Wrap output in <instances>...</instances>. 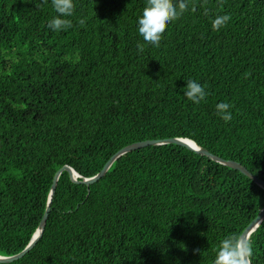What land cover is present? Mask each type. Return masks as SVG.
<instances>
[{
	"label": "trees",
	"instance_id": "1",
	"mask_svg": "<svg viewBox=\"0 0 264 264\" xmlns=\"http://www.w3.org/2000/svg\"><path fill=\"white\" fill-rule=\"evenodd\" d=\"M188 3L152 47L137 32L145 0H75L60 32L51 0H0V256L27 247L59 169L93 177L136 142L188 138L264 181V0ZM218 15L231 19L215 31ZM192 79L206 86L200 104L184 96ZM263 207L240 171L149 146L89 187L63 172L42 238L0 264H213ZM247 246L264 264V221Z\"/></svg>",
	"mask_w": 264,
	"mask_h": 264
},
{
	"label": "clouds",
	"instance_id": "2",
	"mask_svg": "<svg viewBox=\"0 0 264 264\" xmlns=\"http://www.w3.org/2000/svg\"><path fill=\"white\" fill-rule=\"evenodd\" d=\"M44 4L48 0H43ZM51 6L56 15L48 23V28L53 32H60L72 27L71 20L67 17L74 15L75 0H51ZM188 0H145L142 14L138 18L137 32L143 42L152 47L161 43L166 26L178 20L188 11ZM229 15H218L211 21L212 29L219 31L230 21ZM80 24L83 26L84 21ZM184 96L193 104L205 101L206 86L192 79L186 83ZM229 103L221 102L216 105V111L226 123L231 121L232 113ZM252 255L250 246L242 243L239 236L232 235L223 239L219 245L213 264H251Z\"/></svg>",
	"mask_w": 264,
	"mask_h": 264
},
{
	"label": "water",
	"instance_id": "3",
	"mask_svg": "<svg viewBox=\"0 0 264 264\" xmlns=\"http://www.w3.org/2000/svg\"><path fill=\"white\" fill-rule=\"evenodd\" d=\"M166 144L180 145V146H182V147H184V148H186L192 152H195L201 156L208 157L209 159H211V160H213L219 164H222V165L227 166V167L234 169V170H238L243 175H245L248 178H250L251 180H253L262 189H264V181L261 180L260 178H258L257 176H255L252 172H250L241 163H239L237 161H233V160H227V159H224V158L219 157L217 155H214L213 153L208 151L206 148L198 145L195 141H193L191 139H188V138H169V139L146 140V141L136 142V143H133L131 145L124 147L123 149H121L117 153H115L109 159V161L105 164L103 169L93 177L82 178V180H78V178H81V176L72 167L65 165L64 167L59 169L56 172L54 179H53L50 197H49V201H48L46 211H45V213L41 219L39 227L37 228L36 232L34 233L32 239H31V241L29 242V244L27 245V247L23 251H21L20 253H18L16 255L0 256V263H12L14 261L22 259L25 255H27L36 246V244L42 238L44 231H45V228H46V225H47L49 213L51 211V203H52L53 197H54L55 192H56L58 181H59L60 176L63 172H67L70 175V178L74 183L82 184V185L89 187L90 185L95 184L100 179H102L107 174L109 169L112 167L114 162L117 161L122 156H124L125 154L132 152L134 150L146 148L149 146H159V145H166ZM263 221H264V207L260 211L258 216L252 222H250L249 225L243 231V233L240 237L243 244L247 245L250 236L252 235V233H254L258 229V227L262 224Z\"/></svg>",
	"mask_w": 264,
	"mask_h": 264
},
{
	"label": "bare ground",
	"instance_id": "4",
	"mask_svg": "<svg viewBox=\"0 0 264 264\" xmlns=\"http://www.w3.org/2000/svg\"><path fill=\"white\" fill-rule=\"evenodd\" d=\"M191 144V143H190Z\"/></svg>",
	"mask_w": 264,
	"mask_h": 264
}]
</instances>
